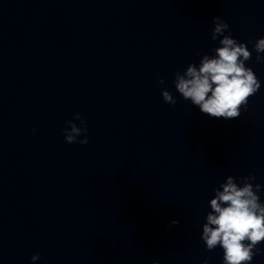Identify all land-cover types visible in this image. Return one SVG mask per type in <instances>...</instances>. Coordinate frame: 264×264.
<instances>
[{"label":"water","instance_id":"1","mask_svg":"<svg viewBox=\"0 0 264 264\" xmlns=\"http://www.w3.org/2000/svg\"><path fill=\"white\" fill-rule=\"evenodd\" d=\"M216 16L261 83L237 119L174 85L220 46ZM259 38L264 0H0V264H223L201 239L214 189L254 174L264 202ZM77 112L86 145L64 139Z\"/></svg>","mask_w":264,"mask_h":264},{"label":"clouds","instance_id":"2","mask_svg":"<svg viewBox=\"0 0 264 264\" xmlns=\"http://www.w3.org/2000/svg\"><path fill=\"white\" fill-rule=\"evenodd\" d=\"M211 39H219L214 55L204 54L199 65L189 64L183 73H175L176 91L200 111L212 118L237 119L241 108L247 107L248 100L261 87L255 72L246 67L245 62L252 58L247 45L232 37L229 24L219 16L213 18ZM227 32V34H226ZM256 62L264 63V38L255 41ZM158 84H164L163 78ZM163 100L175 105L176 99L168 90L162 91ZM74 120H79L83 127ZM74 120L67 121L69 127L63 129L68 144H87V121L79 112ZM83 136V139L78 137ZM254 174L236 178L228 176L226 181L214 189L215 195L209 201L211 211L202 225L201 239L208 251L218 246L224 250L223 264H251L261 253L259 245L264 241V202H261L260 184H253ZM173 220L171 224H178ZM39 254L31 257L33 262ZM202 264H208L205 259Z\"/></svg>","mask_w":264,"mask_h":264}]
</instances>
